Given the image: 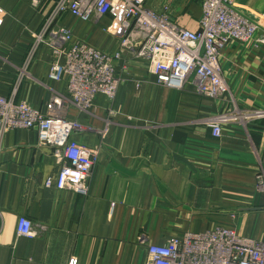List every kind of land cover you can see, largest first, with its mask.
Returning a JSON list of instances; mask_svg holds the SVG:
<instances>
[{
	"label": "crops",
	"instance_id": "obj_1",
	"mask_svg": "<svg viewBox=\"0 0 264 264\" xmlns=\"http://www.w3.org/2000/svg\"><path fill=\"white\" fill-rule=\"evenodd\" d=\"M0 0V96L25 101L44 115L76 123L73 140L95 153L83 188L46 187L58 160L32 130L5 134L0 144V264H145L140 238L164 245L173 237L216 226L264 241V43L229 42L220 55L228 94L199 95L192 84L175 90L158 84L147 63L124 52L114 63L115 98L96 96L82 111L59 106L66 82L48 79L51 53L40 45L27 68L35 35L56 0ZM177 26L199 30V0H148L147 7ZM236 10L264 35V0H237ZM75 41L105 52L117 40L109 15L90 22L67 16ZM230 118L213 137L205 121ZM19 218L33 238L18 237Z\"/></svg>",
	"mask_w": 264,
	"mask_h": 264
},
{
	"label": "built area",
	"instance_id": "obj_2",
	"mask_svg": "<svg viewBox=\"0 0 264 264\" xmlns=\"http://www.w3.org/2000/svg\"><path fill=\"white\" fill-rule=\"evenodd\" d=\"M147 1L56 0L35 35L25 66L37 48L45 45L52 57L48 79L66 82V94L54 101L82 111L89 110L98 95L108 101L115 98L120 79L114 63L124 52L146 61L148 73L158 84L175 90L192 84L202 97L219 100L229 92L221 75L223 48L232 41L264 43V35H258V25L236 10L237 0H199L202 15L198 31L174 24L169 18V6L157 13L147 7ZM32 5L37 7L38 2L33 0ZM106 15L111 17L107 31L117 40L111 52L75 41L71 29L63 23L67 16L86 23ZM2 18L0 11V24ZM15 90L9 97L0 96V144L10 131H34L40 145L52 148L59 164L57 174L47 178L44 185H54L58 190L84 188L95 153L73 140L76 123L62 114L44 115L25 101H15ZM229 118L223 112L205 121L213 137H220L221 126ZM256 187L264 193L262 168L256 174ZM35 234L31 222L18 219V237L33 238ZM139 243L146 246L145 264H264V241L240 236L223 226L185 233L164 245L150 244L143 238Z\"/></svg>",
	"mask_w": 264,
	"mask_h": 264
},
{
	"label": "rangeland",
	"instance_id": "obj_3",
	"mask_svg": "<svg viewBox=\"0 0 264 264\" xmlns=\"http://www.w3.org/2000/svg\"><path fill=\"white\" fill-rule=\"evenodd\" d=\"M51 9H52V7H51ZM27 57H28V56H27ZM27 57H26V58H27ZM25 61H26V60H25ZM27 67H28V66H25V64H24L23 68L25 69V68H27Z\"/></svg>",
	"mask_w": 264,
	"mask_h": 264
}]
</instances>
